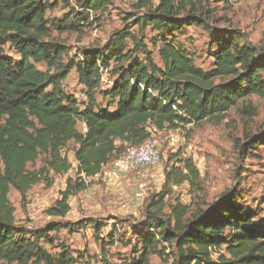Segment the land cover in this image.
I'll list each match as a JSON object with an SVG mask.
<instances>
[{"label":"trees","instance_id":"16d2710c","mask_svg":"<svg viewBox=\"0 0 264 264\" xmlns=\"http://www.w3.org/2000/svg\"><path fill=\"white\" fill-rule=\"evenodd\" d=\"M60 3L68 12L62 19H48L47 13ZM109 5L110 0H0V264H80L66 244H56L50 236L88 227L106 258L116 234L111 231L108 241L101 238L105 225L93 219L63 222L71 211V197L86 191L114 155L141 146L153 133L223 118L242 98H264V53L240 33L222 30L213 36L210 70L196 66L178 43L176 36L186 27L209 26L206 0H138L133 8L140 13L128 19L139 35L126 27L102 50H84L79 60L66 58L68 49L53 32L78 33ZM149 28L155 33L153 45H160L162 65L144 43ZM6 45L20 60L3 54ZM110 68L118 80L102 89L103 72ZM73 70L86 89L82 103L64 90L63 82ZM79 122L85 124V133L78 129ZM260 136L247 137L246 155L264 146V126ZM71 143L75 176L67 179L60 199L46 211L60 221L33 231L17 227L11 189L24 200L51 175L67 174L73 169L66 153ZM42 159V168L29 169ZM175 163L166 183L196 186L200 172L193 160ZM165 197L150 199L147 218L135 232L139 256L128 264H149L153 254L164 256L163 245L175 250L173 264H264V224L255 222L257 214L239 205L235 194L226 192L207 211L190 217L189 206L168 205ZM45 246L58 252L52 254Z\"/></svg>","mask_w":264,"mask_h":264},{"label":"rangeland","instance_id":"374dc122","mask_svg":"<svg viewBox=\"0 0 264 264\" xmlns=\"http://www.w3.org/2000/svg\"><path fill=\"white\" fill-rule=\"evenodd\" d=\"M137 1L110 0L109 7L97 14V19L91 24L83 26L80 32H53V38L67 47L66 58L79 60L84 50H102L118 30L127 27L132 33L139 35L138 28L132 24L133 20L128 19L129 16L140 13L133 8ZM158 1L154 0L155 4ZM206 1L211 9L209 26L186 27L176 36L178 43L190 52L196 66L204 70L211 69V55L215 51L211 41L222 30L240 33L247 44L264 53V0ZM67 12L66 6L60 3L47 13V18L62 19ZM154 36L155 33L150 28L147 29L144 43L152 51L155 62L162 65L158 55L160 45L154 46L151 41ZM126 43L129 48H133L131 40ZM3 54L15 61L20 60L19 54L10 45L3 47ZM114 65L112 63L111 67ZM38 68L43 71L47 69L45 65H38ZM111 69L103 72L102 89L111 87L118 80ZM63 86L67 94L74 95L81 103L87 100L86 89L80 85L76 70L70 73ZM100 105L105 106L102 101ZM263 126L264 98L254 95L240 99L223 118L190 125L186 129L153 133L151 138L158 141L161 162L147 171V180L141 179L138 171L133 168L123 167L124 163H114L123 160L125 153L116 154L103 172L90 180L92 184L86 191L71 197V211L62 220L69 223L82 219L99 221L105 225L100 237L107 241V235L113 231L116 239L114 244L107 247L106 258H103L99 239L90 227L73 233L61 230L50 237L56 244H66L71 255L80 264L87 260L91 264H128L139 256L135 252V232L141 231V223L147 218L146 208L150 199L158 194L166 195L168 205L180 202L189 206L190 217L197 211H207L223 194L231 192L238 197L239 205L257 214L256 223L264 224V146L249 150L247 155L243 148L248 142L247 137H262ZM84 128L83 123L79 122L78 129L83 131ZM73 147L71 143L66 152L73 165V169L67 174L51 175L45 182L34 186L24 200L19 192L11 189L9 199L16 209L17 227L33 231L44 228L50 222L60 221L48 217L46 211L60 199L61 192L66 189L67 179L75 176L77 163ZM176 159L193 160L200 172L196 186L166 183V173L176 164ZM43 164V159L39 160L34 165H29V169L39 170ZM120 171L125 174L119 176ZM166 211L168 213L169 208ZM45 247L52 254L58 252L57 249ZM163 247L167 248L165 255L153 254L149 264H173L175 250L170 246Z\"/></svg>","mask_w":264,"mask_h":264},{"label":"built area","instance_id":"2783aa9c","mask_svg":"<svg viewBox=\"0 0 264 264\" xmlns=\"http://www.w3.org/2000/svg\"><path fill=\"white\" fill-rule=\"evenodd\" d=\"M123 161L134 170L143 180L149 178L147 171L157 167L161 162L158 141L150 138L141 146L130 147L123 156Z\"/></svg>","mask_w":264,"mask_h":264},{"label":"crops","instance_id":"0c3cea01","mask_svg":"<svg viewBox=\"0 0 264 264\" xmlns=\"http://www.w3.org/2000/svg\"><path fill=\"white\" fill-rule=\"evenodd\" d=\"M83 125H84L85 128H84V130H83L82 132L85 133V132H86V126H85V124H83ZM114 163H124L125 165L123 164V165H122L123 167H126L127 169H128V167H129V166H128L123 160H118V161H116V162H114ZM126 173H127V172H126ZM121 174L124 175L125 172L120 171L119 176H120ZM141 179H142V178H141Z\"/></svg>","mask_w":264,"mask_h":264}]
</instances>
